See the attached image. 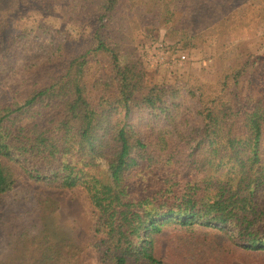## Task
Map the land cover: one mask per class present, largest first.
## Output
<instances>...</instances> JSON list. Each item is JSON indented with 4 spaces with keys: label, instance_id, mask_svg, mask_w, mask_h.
<instances>
[{
    "label": "trees",
    "instance_id": "1",
    "mask_svg": "<svg viewBox=\"0 0 264 264\" xmlns=\"http://www.w3.org/2000/svg\"><path fill=\"white\" fill-rule=\"evenodd\" d=\"M3 2L0 264H83L87 250L60 227L53 198L35 194L24 200L26 214L5 213L13 166L32 183L86 194L90 250L101 264H165L157 239L169 229L221 235L264 256V53L229 59L247 13L264 0H15L8 9ZM21 8L58 12L89 37L77 45L56 31H45L52 42L25 34L7 62V28ZM151 19L155 30L194 29L221 41L218 65H229L216 69L210 97L150 82L135 58L120 61L135 43L132 30ZM107 69L117 91L101 85Z\"/></svg>",
    "mask_w": 264,
    "mask_h": 264
},
{
    "label": "rangeland",
    "instance_id": "2",
    "mask_svg": "<svg viewBox=\"0 0 264 264\" xmlns=\"http://www.w3.org/2000/svg\"><path fill=\"white\" fill-rule=\"evenodd\" d=\"M12 3L16 4L15 0H4L2 7L8 9ZM247 15L248 20L251 18L249 26L244 29L240 42L231 49L230 60L234 55L264 53V3L258 4L256 9L249 10ZM127 19L131 27H134L133 16L129 15ZM144 23L146 26L143 24L141 28L132 30L135 43L130 47H123L120 61L127 63L135 58L141 63L150 82L175 85L179 88H197L204 92L205 97H210L216 88V69L222 67L224 71L229 65L227 62L218 65V57L222 50L216 51V48L221 45V41L217 43L214 38L201 36L194 29L176 28L174 32H170L172 26L161 25L155 30L153 19L144 20ZM45 31L59 32L61 41L74 38L77 45L89 37L88 30L65 22L58 12L21 8L7 28L6 37L9 45L4 52L5 60L13 62L15 56L21 52V46L14 42L15 39L30 33L35 36L36 32L45 36ZM45 39L52 42L51 36H45ZM183 57L186 59L183 60ZM105 74L107 77L103 78L101 85L117 91L119 84L109 80V69ZM96 82L97 79H94V83ZM154 120L155 123L158 122ZM13 170L16 184L14 191L3 199L2 209L5 213L26 214L25 208L29 211V207L28 202L24 200L35 194L55 199L60 205L56 216L60 227L76 244L87 249L82 257V263L101 264L100 256L90 250L94 242L92 234L94 211L86 194L82 190L69 192L47 188L29 181L15 166ZM4 244L6 241L0 242V249L5 248ZM157 256L163 259L165 264H188L189 261H206L205 264H264V256L238 251L221 235L189 233L179 229H169L158 237Z\"/></svg>",
    "mask_w": 264,
    "mask_h": 264
},
{
    "label": "built area",
    "instance_id": "3",
    "mask_svg": "<svg viewBox=\"0 0 264 264\" xmlns=\"http://www.w3.org/2000/svg\"><path fill=\"white\" fill-rule=\"evenodd\" d=\"M185 59H186V57H183V60H185ZM155 63H156V64H159V62H158V61H155Z\"/></svg>",
    "mask_w": 264,
    "mask_h": 264
}]
</instances>
